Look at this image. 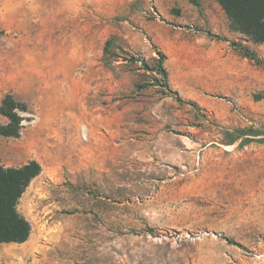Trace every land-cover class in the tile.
I'll return each mask as SVG.
<instances>
[{"label": "rangeland", "instance_id": "obj_1", "mask_svg": "<svg viewBox=\"0 0 264 264\" xmlns=\"http://www.w3.org/2000/svg\"><path fill=\"white\" fill-rule=\"evenodd\" d=\"M243 45L264 59L190 0H0V106H27L0 164L42 165L0 264H264V62Z\"/></svg>", "mask_w": 264, "mask_h": 264}, {"label": "trees", "instance_id": "obj_2", "mask_svg": "<svg viewBox=\"0 0 264 264\" xmlns=\"http://www.w3.org/2000/svg\"><path fill=\"white\" fill-rule=\"evenodd\" d=\"M200 6L199 0H190ZM225 12L229 29L247 40L264 43V0H215ZM113 37L106 41L105 53H110ZM241 52L257 61L264 62L256 51L249 46L240 47ZM160 55L157 65L158 72L167 79L168 71L164 66L165 54ZM27 110V106L17 101L12 94H7L0 106V113L7 122L0 124V134L8 137H18L21 133L22 115L18 109ZM42 170V165L36 159H31L20 166H5L0 164V244L26 242L32 231L30 221L18 210V203L27 186ZM229 242L236 241L228 239Z\"/></svg>", "mask_w": 264, "mask_h": 264}, {"label": "crops", "instance_id": "obj_3", "mask_svg": "<svg viewBox=\"0 0 264 264\" xmlns=\"http://www.w3.org/2000/svg\"><path fill=\"white\" fill-rule=\"evenodd\" d=\"M199 1L201 3L200 6H196L191 2L194 8H196V11L201 9L203 12L210 14L213 7L221 8V5L215 0H199Z\"/></svg>", "mask_w": 264, "mask_h": 264}]
</instances>
